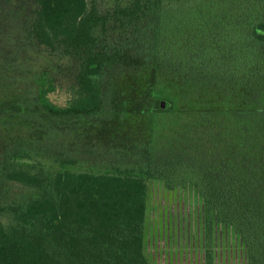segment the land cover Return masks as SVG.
Here are the masks:
<instances>
[{"label": "trees", "instance_id": "16d2710c", "mask_svg": "<svg viewBox=\"0 0 264 264\" xmlns=\"http://www.w3.org/2000/svg\"><path fill=\"white\" fill-rule=\"evenodd\" d=\"M0 80V264H264V0H0Z\"/></svg>", "mask_w": 264, "mask_h": 264}, {"label": "rangeland", "instance_id": "374dc122", "mask_svg": "<svg viewBox=\"0 0 264 264\" xmlns=\"http://www.w3.org/2000/svg\"><path fill=\"white\" fill-rule=\"evenodd\" d=\"M0 83H1V85H4V84H6V81L0 80ZM74 95H75L74 86H72L69 81L65 80V81L59 83L56 91L49 95V99L55 105L60 106V107H64V106L68 105L69 100L71 98H73ZM155 204L156 205L158 204L157 198L155 199ZM155 210H156V207L151 209V213H150V217H149L150 224L154 220ZM220 254H221V252H219V255ZM224 262H226V261H224Z\"/></svg>", "mask_w": 264, "mask_h": 264}, {"label": "water", "instance_id": "95a60500", "mask_svg": "<svg viewBox=\"0 0 264 264\" xmlns=\"http://www.w3.org/2000/svg\"><path fill=\"white\" fill-rule=\"evenodd\" d=\"M161 107H162V108L165 107V102H161Z\"/></svg>", "mask_w": 264, "mask_h": 264}]
</instances>
